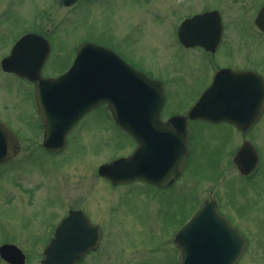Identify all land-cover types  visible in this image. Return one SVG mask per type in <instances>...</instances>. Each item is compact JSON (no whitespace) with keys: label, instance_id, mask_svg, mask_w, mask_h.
<instances>
[{"label":"rangeland","instance_id":"374dc122","mask_svg":"<svg viewBox=\"0 0 264 264\" xmlns=\"http://www.w3.org/2000/svg\"><path fill=\"white\" fill-rule=\"evenodd\" d=\"M254 1L258 0H208L220 7L225 24V42L215 57L222 62L231 52L235 56L227 60L237 67L248 62L245 56L254 57L264 73V35L253 28L259 8L251 6ZM201 3L79 0L63 7L57 0H0V59L17 36L35 31L34 26L47 29L50 44L44 77L62 72L83 41L111 46L134 67L167 85L162 116L182 113L210 79L212 62L206 66L207 61H200L203 53L182 50L166 36L175 21ZM197 75L204 76L195 79ZM0 120L20 141L15 160L0 168V241H13L25 253V264H40L47 229L69 206L93 205L92 201L99 205L97 219H109L111 227L99 250L82 264H176L173 234L207 198L215 199L219 211L247 238L235 264H264V116L248 137L260 155L252 176H240L232 163L242 139L223 124L197 120L190 123L188 167L178 184L167 190L142 182L111 187L98 178V165L133 146L110 122L104 107L88 111L78 121L64 150L45 154L37 147L42 135L31 85L0 72ZM104 206L114 211L110 217L102 211Z\"/></svg>","mask_w":264,"mask_h":264},{"label":"water","instance_id":"95a60500","mask_svg":"<svg viewBox=\"0 0 264 264\" xmlns=\"http://www.w3.org/2000/svg\"><path fill=\"white\" fill-rule=\"evenodd\" d=\"M75 1L59 0V3L71 5ZM209 18L217 20L214 30H208V39L215 44L220 35L216 13L184 20L181 32L194 20ZM255 23L264 31V6ZM48 51L42 37L27 34L15 43L1 64L4 70L13 71L34 84L35 105L44 127L43 146L47 150L63 147L66 133L85 112L99 104L106 105L117 125L137 142L135 151L128 157L98 167L99 174L112 183L142 179L159 186L168 185L180 175L186 161L188 118L226 121L247 130L263 110V78L252 71L223 68L216 72L211 85L187 114L173 115L163 122L160 119L161 82L133 68L112 50L83 42L78 45L66 72L45 78L40 70ZM17 149L13 133L0 122V163ZM233 161L241 174L254 168L257 154L250 141L243 142ZM83 217L79 211L70 212L61 220L44 249L41 264H73L87 250L96 247L97 230L87 238V233L93 230L90 231V224ZM174 242L178 248V264H234L245 246V238L218 213L213 200L200 204L177 230ZM0 256L11 264H24V255L14 245H1Z\"/></svg>","mask_w":264,"mask_h":264},{"label":"flooded vegetation","instance_id":"af4514ba","mask_svg":"<svg viewBox=\"0 0 264 264\" xmlns=\"http://www.w3.org/2000/svg\"><path fill=\"white\" fill-rule=\"evenodd\" d=\"M202 3L200 4L199 6V9L196 10H189L186 14H184L183 16H181L179 18V20L175 21L172 25V27L170 28V30L168 31V34L166 36V41L169 42L170 44H175L177 43L178 46L182 49V50H189V52H193V51H199L200 53H203L205 55V58H200V61H202L204 63V61L207 63H205L206 66H208V62L209 60L212 62V67L210 66V62H209V67H211L210 70L209 68V73L210 74V79L208 80L207 84L204 85L203 87H201L199 89V94L200 92L206 88L213 80V75L220 69L222 68H228V69H231V70H249V71H252L254 72L255 74L261 76L263 79H264V73L259 71V68L257 67L256 60H254V57L250 58L248 56H245V60L248 61L246 64L242 65L241 67H237L234 63H231V61L228 62L227 58L230 57H234L235 54H230L227 55V58L224 59V61L220 62L219 60L216 59V55L218 54L219 50L221 49L222 45L224 44L225 40H224V34H225V24L223 22V16H222V13L219 9H217L216 7H213L211 6L208 2V0H201ZM199 2V1H198ZM197 2V3H198ZM196 3V4H197ZM59 5V4H58ZM75 5V4H73ZM264 5V0H258L257 2L254 1L253 4L251 6H253L254 10L256 8H258V10L260 9V7ZM61 6V5H60ZM250 6V7H251ZM222 9V8H221ZM258 10L256 11L255 15L257 14ZM249 13V10L248 11H244V13ZM206 13H216V17L218 18V21H219V24H220V35H219V39L217 40V42L215 44H212L211 40H209V31H212L214 30V27H215V24H216V19L215 18H209V19H198V20H194V22L190 23L189 24V27L186 31L184 32H181V23L184 19H187V18H191V17H196V16H199V15H202V14H206ZM251 15V13L249 14ZM215 16V14H214ZM250 18V17H249ZM255 18V16H254ZM254 18H253V28L258 32V34L260 36H263L264 35V31L261 30L260 28H258L254 22ZM249 20V19H248ZM249 25V24H248ZM31 30H35V31H30V29H28L27 31L24 30L19 36L16 37L15 40H17L20 36H22L23 34H26V33H29V32H33V33H37V34H40L42 35L43 37H45V31L44 29H42V27H36L34 26L33 29ZM14 41V40H13ZM200 42H203L204 44H201ZM13 44V43H12ZM12 44H10L7 49L8 51L3 54L1 57L4 58L5 56H7L9 54V51H10V48L12 46ZM206 46H209L208 48ZM229 47H232V46H229ZM109 48H111L115 53H117L123 60H125L127 63L131 64L128 59L126 58V56L123 55V53L114 48V47H111L109 46ZM211 57H213L214 59H212ZM1 58V59H2ZM243 58V59H244ZM1 59H0V62H1ZM256 59V58H255ZM179 67V66H178ZM66 68V67H65ZM137 68V67H136ZM140 70V69H139ZM0 72L4 73V74H10V75H15L14 73H10V72H5L3 71V69L1 68V65H0ZM205 73L204 75L206 76ZM204 75H197L195 77V79L199 76V77H203ZM150 78H153L151 77L150 75H148ZM153 79H157V78H153ZM191 79V78H189ZM160 80V79H159ZM163 82V81H162ZM190 83V82H189ZM168 84V83H167ZM163 91H164V95L165 97L167 96L168 92H167V85L164 86V83H163ZM167 92V94H166ZM198 94V95H199ZM165 103H166V98H164V104H163V108H162V111L164 109V106H165ZM99 107H104V106H99ZM185 112V111H184ZM182 112V113H184ZM163 112H161L162 114ZM174 113H169L165 116L162 117L163 120H166L169 116L173 115ZM264 116V105H263V110H262V113L260 115V117L257 119L256 122H254L250 128L246 131H243V130H239L237 129L235 126L229 124V123H226V122H220V123H210V122H205L206 124H209V125H213V126H217L219 124H223L224 127L228 128L230 131L234 132L235 134H237L238 137H240V139H242L241 142H243L244 140H250L251 141V138H248L250 137L249 134L256 128L257 124L262 120ZM110 122L114 124V126H116L118 129H120L113 120L110 119ZM192 122H195V121H188V129H189V133H188V143L190 141V123ZM78 123V122H77ZM76 123V124H77ZM75 124V125H76ZM74 125V126H75ZM73 126V127H74ZM39 127H40V132L42 133V127L41 125L39 124ZM73 127L68 131L67 135H66V144H65V147L59 151H55V152H50V151H47L43 148L42 146V143H37V147L39 149H41L42 151L48 154H54V153H58V152H61L62 150H64L67 146V137H68V134L70 133V131L73 129ZM121 130V129H120ZM121 132H123L129 139L130 141L133 143V146L132 148H130V150L125 153L126 155L130 154L134 149H135V142L133 140V138L125 131L121 130ZM19 140V139H18ZM41 140H42V137H41ZM128 147V146H127ZM256 148V147H255ZM257 150V149H256ZM20 151V141H19V150L18 152L12 157L10 158L9 160H7L6 162L4 163H1L0 164V168L12 161H14L15 157L18 155ZM258 153V151H257ZM125 154H121L120 156H126ZM119 155L116 156L115 158L117 157H120ZM259 153H258V159H259ZM14 159V160H13ZM114 159V158H113ZM109 161V160H108ZM106 162V161H105ZM188 162H189V156H187V159H186V164L184 166V169H183V172L187 169L188 167ZM258 165H259V161L257 162V168H258ZM182 172V173H183ZM252 174H248V175H245L243 177H250L252 176ZM97 176L99 179L101 180H104L106 183L110 184L111 187H117V186H120V185H125V184H131V183H135V182H142V183H146V184H149V185H152V186H155L157 188H160V189H163V190H167V189H170L171 187L174 188L175 187V184H178V181L180 179V177H178L176 180H174L171 184H168L166 186H158V185H155V184H151V183H148L146 181H142V180H135V181H131V182H121V183H117V184H114V183H111L109 182L107 179L101 177L98 173H97ZM182 176V175H181ZM170 187V188H169ZM94 202L93 205H89V204H82V205H77V206H74L73 204L71 206L68 207V209L65 211V213L58 219V221L55 223V225H53L52 227H49V229H47V234L45 235V240L48 238V240L52 237L53 235V232H54V229L56 227V225L62 220V218H64L65 216H67L69 214L70 211H79L80 214H82L86 219V222L88 224H90V231L91 229L93 231L91 232H88L86 237L87 238H91L92 236H94L95 234H91V233H94V231L96 232L97 230V233H98V245L96 246V248H94L93 250H88L87 252H85L82 256V258L75 264H82L86 258L91 254V253H94L96 251L99 250V247L101 246L102 244V241L105 239V238H108L107 235L109 234V231H110V227H111V224L109 223V219L107 221H101L99 219H97V211L99 209V205L96 201H92ZM48 205H51V202L48 204ZM88 207V208H87ZM103 212H105L109 217L111 216V213L114 212L110 209V206H104L103 209H102ZM47 212V211H46ZM83 217V218H84ZM92 227V228H91ZM87 229V228H86ZM239 231L242 232V230H240L238 228ZM243 235L245 236V234L243 233ZM49 236V237H48ZM3 244H10V245H14V246H17L13 241H10V240H3V241H0V245H3ZM18 247V246H17ZM19 248V247H18ZM20 249V248H19ZM21 250V249H20ZM22 251V250H21ZM43 251V249H42ZM22 253L24 254L25 256V253L22 251ZM0 261L3 263V264H11L9 263L8 261L2 259L0 257ZM25 262H26V257H25Z\"/></svg>","mask_w":264,"mask_h":264}]
</instances>
